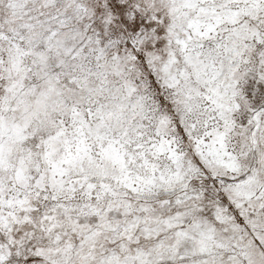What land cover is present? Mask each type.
<instances>
[{"label": "snow or ice", "instance_id": "6c2138e0", "mask_svg": "<svg viewBox=\"0 0 264 264\" xmlns=\"http://www.w3.org/2000/svg\"><path fill=\"white\" fill-rule=\"evenodd\" d=\"M0 264H264V0H0Z\"/></svg>", "mask_w": 264, "mask_h": 264}]
</instances>
